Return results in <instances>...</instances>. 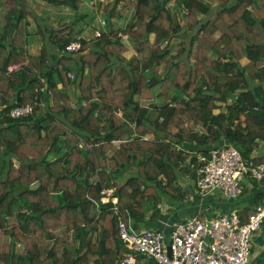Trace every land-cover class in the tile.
Here are the masks:
<instances>
[{
  "label": "trees",
  "instance_id": "16d2710c",
  "mask_svg": "<svg viewBox=\"0 0 264 264\" xmlns=\"http://www.w3.org/2000/svg\"><path fill=\"white\" fill-rule=\"evenodd\" d=\"M96 3L0 0V264H120V221L183 199L195 148L264 161V0Z\"/></svg>",
  "mask_w": 264,
  "mask_h": 264
},
{
  "label": "built area",
  "instance_id": "2783aa9c",
  "mask_svg": "<svg viewBox=\"0 0 264 264\" xmlns=\"http://www.w3.org/2000/svg\"><path fill=\"white\" fill-rule=\"evenodd\" d=\"M96 35H100L99 30ZM123 39L127 41V36ZM81 47V41L77 39L67 46V50L78 51ZM32 111L33 107L27 105L14 108L11 114L13 117L27 116ZM199 164L194 185L202 194L219 190L228 197L238 198L243 193L244 176L264 180V161L245 159L242 151L229 142L210 148L207 154L202 153ZM104 193L107 196L103 201H108L113 190L105 189ZM113 201L117 199L113 198ZM263 223L264 197L246 221L237 210H232L219 216H195L177 223L170 233V242L163 231L137 230L121 220L119 237L129 252L120 264H139L138 256L152 258L157 264H250L252 237Z\"/></svg>",
  "mask_w": 264,
  "mask_h": 264
},
{
  "label": "crops",
  "instance_id": "0c3cea01",
  "mask_svg": "<svg viewBox=\"0 0 264 264\" xmlns=\"http://www.w3.org/2000/svg\"><path fill=\"white\" fill-rule=\"evenodd\" d=\"M189 147L193 149V147ZM191 149L186 150L191 151ZM198 149L195 148L193 151L197 153L199 159L203 152ZM187 174H189L188 171H186V177L183 180L178 179V185L186 191L185 197L179 199V203L176 205L162 204L161 215L156 220L147 222L140 230L146 228L163 231L170 242V233L177 223L195 216L199 218L219 216L232 210H237L243 217V214L247 215L250 210H254L262 200H258L261 196L264 197V180L256 181L248 177V182L243 185L242 195L238 198H231L219 190L208 194L200 193L192 178ZM137 261L139 264H157L154 259L141 256L137 257ZM250 264H264V223L252 237Z\"/></svg>",
  "mask_w": 264,
  "mask_h": 264
},
{
  "label": "rangeland",
  "instance_id": "374dc122",
  "mask_svg": "<svg viewBox=\"0 0 264 264\" xmlns=\"http://www.w3.org/2000/svg\"><path fill=\"white\" fill-rule=\"evenodd\" d=\"M101 1H103V2H106V1H108V0H85V7L81 10L82 12H88V13H90V15L89 16H87V18H86V20H89L90 18H91V15H92V11L94 10V12L96 11V7H99V5H97V3L96 2H101ZM176 3H175V1L174 2H172V5H173V8H174V10L176 11V13H177V18H178V20H183L184 19V13H185V11H184V9L183 8H179V7H177L176 5H175ZM213 5L215 6L216 5V1H213ZM92 7L94 8V9H92ZM30 19H31V23H32V25H33V21H32V18L30 17ZM127 20H128V17L127 18H125L120 24H122V25H126V23H127ZM102 21H103V16H102V14L99 12L98 13V16L94 19V21L92 22V24H91V26L84 32V35L87 37V38H92L95 34H96V29H100L101 28V23H102ZM183 22V21H182ZM83 23V21H81L79 24H82ZM56 25H59V23L57 22L56 23ZM127 42V41H126ZM180 42V41H179ZM41 43H42V41L40 40V39H38V37L37 38H35L34 40H33V42H32V45L30 46V50H31V52L32 53H38L39 51H40V45H41ZM175 45H177V47H178V49H181L182 48V46L179 44V43H177V44H175ZM135 54V52L133 51V48H131L130 49V51H128L127 53H126V55L128 56V57H131V56H133ZM154 90H155V93H158L160 90H159V88L158 87H155L154 88ZM144 103L147 105L148 104V101H144ZM118 144V143H117ZM177 174V173H176ZM179 174V178H181L180 180H183V178H184V176H182V174L181 173H178ZM181 174V175H180ZM248 182V177L247 176H244V178H243V180H242V184L243 185H245L246 183ZM113 190V189H112ZM219 192V191H218ZM165 203H167L168 205H176L177 203H179L178 201L177 202H175L174 200H172V199H170V198H168V202H165ZM144 229H146V228H144Z\"/></svg>",
  "mask_w": 264,
  "mask_h": 264
},
{
  "label": "water",
  "instance_id": "95a60500",
  "mask_svg": "<svg viewBox=\"0 0 264 264\" xmlns=\"http://www.w3.org/2000/svg\"><path fill=\"white\" fill-rule=\"evenodd\" d=\"M174 142H176L178 139L176 137H170ZM225 142H221L220 145H223ZM227 143V142H226ZM168 251H169V254H171V246L169 245L168 246Z\"/></svg>",
  "mask_w": 264,
  "mask_h": 264
}]
</instances>
